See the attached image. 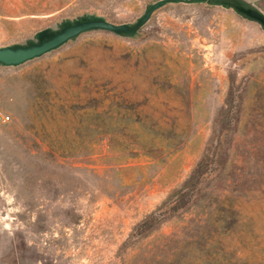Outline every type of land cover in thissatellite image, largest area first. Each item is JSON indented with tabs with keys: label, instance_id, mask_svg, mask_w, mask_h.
Instances as JSON below:
<instances>
[{
	"label": "rangeland",
	"instance_id": "rangeland-1",
	"mask_svg": "<svg viewBox=\"0 0 264 264\" xmlns=\"http://www.w3.org/2000/svg\"><path fill=\"white\" fill-rule=\"evenodd\" d=\"M152 1L0 0V44L83 12L133 21ZM0 110V264H172L201 237L197 264H264L258 24L167 4L134 38L90 31L0 67ZM204 155L191 201L128 240Z\"/></svg>",
	"mask_w": 264,
	"mask_h": 264
},
{
	"label": "water",
	"instance_id": "water-1",
	"mask_svg": "<svg viewBox=\"0 0 264 264\" xmlns=\"http://www.w3.org/2000/svg\"><path fill=\"white\" fill-rule=\"evenodd\" d=\"M205 4L232 10L244 20L254 22L264 31V10L255 0H155L145 5L133 21L116 23L97 12H83L62 18L36 30L31 36L16 42L0 44V67H16L57 50L81 34L107 31L119 37L134 38L156 10L167 4Z\"/></svg>",
	"mask_w": 264,
	"mask_h": 264
},
{
	"label": "trees",
	"instance_id": "trees-1",
	"mask_svg": "<svg viewBox=\"0 0 264 264\" xmlns=\"http://www.w3.org/2000/svg\"><path fill=\"white\" fill-rule=\"evenodd\" d=\"M130 111L123 110L119 114H121V118H125L126 121L131 118V114L134 112L128 107L125 106ZM133 123H136L134 121ZM137 130L143 129V124L136 123ZM158 133V129L156 131ZM209 161L210 157L208 155H204L200 161L196 164V166L191 171L190 175L188 176L187 180L185 181L184 185L175 190L163 203L160 207H158L155 211H152L150 214L146 216L142 221L135 225L130 233L128 240L131 239L133 236H137L142 234L143 232L148 231L151 229L154 224H156L159 220H161L164 216L168 213L176 212L180 209H183L184 206L191 201L193 195L197 192V188L200 186L202 179L205 177L209 169ZM187 196V198H186ZM231 210V209H230ZM232 210L229 212L232 214ZM231 223H228L230 226ZM136 234V235H135ZM203 240V246L195 250V253L192 255L188 254V251L184 253H179L176 251L173 254L174 260L172 264H197L203 261L204 257H208V251L210 250L209 242H214L210 237H201ZM198 242V241H197ZM189 243V241H187ZM193 243H196L193 241ZM192 243V244H193ZM211 256V255H210Z\"/></svg>",
	"mask_w": 264,
	"mask_h": 264
},
{
	"label": "built area",
	"instance_id": "built-area-1",
	"mask_svg": "<svg viewBox=\"0 0 264 264\" xmlns=\"http://www.w3.org/2000/svg\"><path fill=\"white\" fill-rule=\"evenodd\" d=\"M9 119H10V116L7 113L0 110V122H6Z\"/></svg>",
	"mask_w": 264,
	"mask_h": 264
}]
</instances>
